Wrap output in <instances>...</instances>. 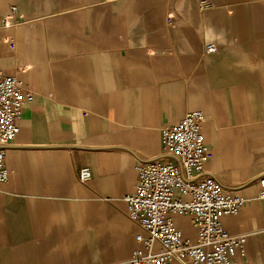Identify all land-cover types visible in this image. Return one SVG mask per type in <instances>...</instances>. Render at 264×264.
Wrapping results in <instances>:
<instances>
[{
  "label": "crops",
  "instance_id": "1",
  "mask_svg": "<svg viewBox=\"0 0 264 264\" xmlns=\"http://www.w3.org/2000/svg\"><path fill=\"white\" fill-rule=\"evenodd\" d=\"M12 5L24 17L13 26ZM2 74L35 98L6 152L0 264L129 258L141 228L124 197L141 164L174 160L162 128L194 110L206 116L204 175L247 198L222 223L249 234L241 264H264V0H0ZM173 217L197 238L188 215Z\"/></svg>",
  "mask_w": 264,
  "mask_h": 264
},
{
  "label": "built area",
  "instance_id": "2",
  "mask_svg": "<svg viewBox=\"0 0 264 264\" xmlns=\"http://www.w3.org/2000/svg\"><path fill=\"white\" fill-rule=\"evenodd\" d=\"M210 2L201 1L199 9L208 10ZM24 17L17 6H10L8 25H18ZM5 23V24H6ZM216 47L209 44L206 53ZM33 90L16 74L0 75V195L9 180L7 148L18 135V121L27 103L34 101ZM206 116L189 111L178 122L162 128L165 153L174 160H154L138 167V182L124 197L128 216L139 225V244L132 255L116 264H241L246 256L247 233H231L222 217L236 215L247 198L225 191L214 177L204 175L210 159L202 125ZM90 167L78 170V179L87 183ZM257 199L264 200V176L259 179ZM186 214L197 231L191 240L175 225L174 215Z\"/></svg>",
  "mask_w": 264,
  "mask_h": 264
}]
</instances>
